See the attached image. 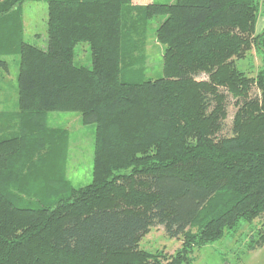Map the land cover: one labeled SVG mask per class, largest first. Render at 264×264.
Instances as JSON below:
<instances>
[{
  "label": "trees",
  "instance_id": "1",
  "mask_svg": "<svg viewBox=\"0 0 264 264\" xmlns=\"http://www.w3.org/2000/svg\"><path fill=\"white\" fill-rule=\"evenodd\" d=\"M25 1L0 0V46L19 54L18 121L0 135V264H192L194 249L256 219L248 249L263 246L264 0H44L45 48L23 39ZM157 17L163 76L123 80L139 61L132 36ZM80 42L90 68L73 62ZM252 48L262 64L250 76L237 64ZM53 111L95 124L86 186L57 165L68 133L48 125ZM32 197L37 207L20 205ZM156 226L180 239L173 254L139 246Z\"/></svg>",
  "mask_w": 264,
  "mask_h": 264
},
{
  "label": "rangeland",
  "instance_id": "2",
  "mask_svg": "<svg viewBox=\"0 0 264 264\" xmlns=\"http://www.w3.org/2000/svg\"><path fill=\"white\" fill-rule=\"evenodd\" d=\"M175 0H132V4L139 6L149 2L169 4ZM23 39L39 48L47 46V4L44 0L25 1L22 4ZM164 17L146 20L143 36H132L138 39L135 45L139 51L135 56L139 61L128 64L123 69L122 79L125 81L157 79L163 76L162 55L164 45L157 42L154 35L156 26ZM264 28V8L261 6L258 15L256 32ZM0 57L4 59L8 68L0 70V135L8 134L10 126L17 124V74L19 67V54L15 50L5 51L0 46ZM73 62L76 65L91 67V50L87 43L80 42L74 47ZM262 57L254 48L247 52L244 59L238 61V67L247 75L253 76L261 67ZM143 66L144 72L132 77L131 71ZM135 78V79H133ZM224 133L229 132L235 106L230 103L227 107ZM16 122V123H15ZM47 122L50 127L65 129L68 138L65 143L61 163L64 178L75 188L83 187L92 181L93 144L95 138V124H83L81 114L78 112L48 113ZM9 126V127H8ZM38 179L36 180L37 184ZM39 183H41L39 181ZM36 187V186H35ZM37 188V187H36ZM35 189V188H34ZM24 194V193H23ZM24 198L21 206L37 207L38 201ZM38 199V197H37ZM41 199V197H40ZM43 199V198H42ZM261 226L258 219L252 223L241 222L236 232H228L220 240L206 244L193 251L192 264H264V245L249 250L252 240L257 238V229ZM181 245L180 239L169 238L161 226L151 228L145 234L139 246L149 252L160 251L166 255L173 254Z\"/></svg>",
  "mask_w": 264,
  "mask_h": 264
}]
</instances>
